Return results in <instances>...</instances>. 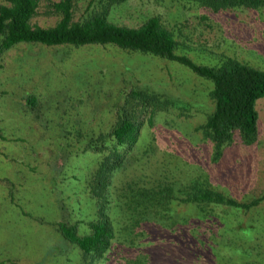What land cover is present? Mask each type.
I'll list each match as a JSON object with an SVG mask.
<instances>
[{
    "label": "rangeland",
    "instance_id": "obj_1",
    "mask_svg": "<svg viewBox=\"0 0 264 264\" xmlns=\"http://www.w3.org/2000/svg\"><path fill=\"white\" fill-rule=\"evenodd\" d=\"M52 1L39 0L32 23L56 21ZM87 2L72 0V19L86 15ZM149 15L171 29L174 52L196 63L231 55L264 69L261 11L212 14L185 0H123L107 11L108 20L128 26ZM211 86L177 60L113 43L20 41L0 52V264H264V197L211 215L220 207L203 211L171 198L168 219L149 201L163 200L168 186L184 195L194 179L237 201L264 193V96L255 101V141L225 146L213 159L211 141L195 128L213 108ZM130 88L178 105L155 110L151 123L144 118L103 188L95 171L104 151L84 146L109 129ZM134 198L140 205L127 207ZM103 217L114 237L101 257L56 228L75 224L83 234L87 221Z\"/></svg>",
    "mask_w": 264,
    "mask_h": 264
},
{
    "label": "trees",
    "instance_id": "obj_2",
    "mask_svg": "<svg viewBox=\"0 0 264 264\" xmlns=\"http://www.w3.org/2000/svg\"><path fill=\"white\" fill-rule=\"evenodd\" d=\"M121 1L123 0H88L86 15L74 20L72 19V0H55L51 2V7L58 14L56 21L51 25H39L31 22L32 16L37 11L39 0H2L0 2V52L20 41L47 45L113 43L125 49L140 50L177 60L212 82L207 93L212 100L213 108L207 113L205 120L195 127L201 130L204 138L211 141L212 158H217L225 146L237 143L249 144L255 141L258 118L255 101L258 97L264 96V69L231 55H226L216 64L208 65L196 63L184 54H177L174 52L177 42L173 32L161 23L157 15H149L133 26L116 24L108 20L109 7ZM185 1H191L212 14L241 8H246L255 14L259 11L264 13V0ZM256 27L264 28V21L257 18ZM125 93L127 97L124 99L123 94V101L117 106L109 129L91 137L84 146V149L104 151L95 171L99 179L98 183L103 188L109 181V174L124 163L126 152L136 141L144 118L151 123L155 110L177 104L175 101L165 99L161 93L145 89L130 88ZM27 99L29 97H26L24 101ZM199 181L192 180L184 195H172V187L168 186L162 194L163 200L156 198L149 201L161 204L164 210L161 212V217L168 219L170 214L167 209L171 198L187 203L195 202L203 211L206 204H211L212 207L219 206L220 211L207 213L211 215L224 213L227 210L230 213L236 207L248 209L264 197L263 193L248 201H237L219 190L202 185ZM120 203L124 206V199ZM139 205L134 198L129 199L126 206L137 208ZM212 207L210 208L213 209ZM171 223L175 224L173 221ZM87 224L90 230L83 234L77 233L75 224L56 222V228L84 253L101 257L114 237L113 226L104 217L89 220ZM172 229L175 230L174 227Z\"/></svg>",
    "mask_w": 264,
    "mask_h": 264
}]
</instances>
